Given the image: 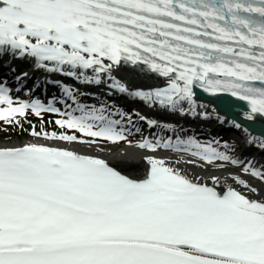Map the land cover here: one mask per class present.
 Instances as JSON below:
<instances>
[{
    "label": "snow or ice",
    "instance_id": "snow-or-ice-1",
    "mask_svg": "<svg viewBox=\"0 0 264 264\" xmlns=\"http://www.w3.org/2000/svg\"><path fill=\"white\" fill-rule=\"evenodd\" d=\"M5 54L106 90L57 82L44 101L0 81V119L31 137L0 143V264H264V163L108 99L225 122L199 87L264 119V0H0ZM120 143L118 163L96 150Z\"/></svg>",
    "mask_w": 264,
    "mask_h": 264
},
{
    "label": "bare ground",
    "instance_id": "bare-ground-1",
    "mask_svg": "<svg viewBox=\"0 0 264 264\" xmlns=\"http://www.w3.org/2000/svg\"><path fill=\"white\" fill-rule=\"evenodd\" d=\"M121 78L123 79L124 77L121 76ZM126 82L133 88H134V86L135 87H144V86L163 87L164 86V81H162V80L158 81L157 78H153L151 80L145 79L143 77L128 78L126 80ZM197 99L200 100L202 103L210 105L208 108H211L212 110H213L212 106H215L216 111H218L220 108H223L222 106L220 108H218L219 104L215 103L214 101H212L211 99H209L207 97L205 98L203 96H198L197 95ZM152 109H154V108H152ZM155 110L160 111L162 109L155 108ZM226 114L228 115L227 117L230 118L231 120L236 119L239 123L244 124V126L249 129V131L251 132V134L253 136H257V137L264 136V131L263 132L261 131L262 126L264 124V119H261V118L257 117L254 120H249V119H247L246 117L243 116V112L237 111V110H235L233 108L230 109V112L229 111L226 112ZM122 148H120V149H122ZM120 149L119 150L112 149L111 153L100 152L99 148H97L96 150H97V152H99L100 154L104 155L106 158H108L109 160L113 161L114 163H118L119 160H118V157H117L116 154L120 151ZM230 170L232 172H235V173H241V172H238L236 170H233L232 168ZM242 175H244V178L249 179L250 181L253 180V178L251 176H248L246 174H242ZM255 183L259 184V181L257 180V181H255Z\"/></svg>",
    "mask_w": 264,
    "mask_h": 264
}]
</instances>
